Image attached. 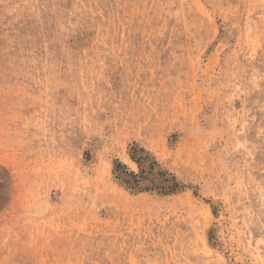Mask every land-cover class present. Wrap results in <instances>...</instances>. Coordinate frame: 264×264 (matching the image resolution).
<instances>
[{"label": "rangeland", "instance_id": "1", "mask_svg": "<svg viewBox=\"0 0 264 264\" xmlns=\"http://www.w3.org/2000/svg\"><path fill=\"white\" fill-rule=\"evenodd\" d=\"M0 198V264H264V0H0Z\"/></svg>", "mask_w": 264, "mask_h": 264}, {"label": "bare ground", "instance_id": "2", "mask_svg": "<svg viewBox=\"0 0 264 264\" xmlns=\"http://www.w3.org/2000/svg\"><path fill=\"white\" fill-rule=\"evenodd\" d=\"M58 105V104H57ZM60 139V138H59ZM45 143V142H44ZM57 144V143H56ZM51 145V144H50ZM48 153V152H47ZM45 155V154H44ZM34 165V164H33ZM19 175V174H18ZM8 177V176H7ZM35 179V178H34ZM14 180L15 181H17V179H16V176H15V174H14ZM17 184V183H16ZM24 191V190H23ZM20 194H21V191H20ZM20 194H18V196L20 195ZM25 194V193H24ZM28 194V193H27ZM4 200V199H3ZM2 206V200H1V198H0V207ZM30 227V226H29ZM29 229V228H28Z\"/></svg>", "mask_w": 264, "mask_h": 264}]
</instances>
